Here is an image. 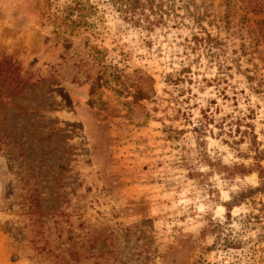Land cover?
<instances>
[{"label":"rangeland","instance_id":"rangeland-1","mask_svg":"<svg viewBox=\"0 0 264 264\" xmlns=\"http://www.w3.org/2000/svg\"><path fill=\"white\" fill-rule=\"evenodd\" d=\"M155 2L0 0V264H264V0Z\"/></svg>","mask_w":264,"mask_h":264},{"label":"trees","instance_id":"trees-1","mask_svg":"<svg viewBox=\"0 0 264 264\" xmlns=\"http://www.w3.org/2000/svg\"><path fill=\"white\" fill-rule=\"evenodd\" d=\"M126 3L129 4L130 9H132L133 11L135 9L137 10L138 19L136 20L135 23L136 26L143 27L144 29H152L153 26H155L158 23L157 21H155V23L154 21H151L150 17L146 14V11H148L150 15L155 16V12L157 11L156 8L157 6L156 7L154 6L156 4L155 0H126ZM191 42H192V44L190 45L191 51H200L201 54H204V56L214 61V63L218 67V71H220V74H222V77L218 78L216 82L222 81V78L224 77L225 74H227L226 72L229 69L223 67L222 61L219 60L217 61L221 53H225V50L223 49V47H221L222 43L219 41V39L212 37L209 33H207L204 30L201 32V34L194 35L192 37ZM3 64L4 66L8 65L7 62H3ZM1 71H3V68H0V72ZM178 80H180V78H178L177 81ZM257 86L260 88L259 84ZM257 86H256L257 88L256 90H258ZM211 121L212 120L210 119V122ZM243 123H244V119L242 118L236 119V121H231V124L233 126L234 125L236 126L234 131H232L231 129H229L228 131L221 129L220 132L221 134H226L231 139V142L237 145L243 142L247 138L250 139L251 133L248 131L249 125L244 126V130H242ZM236 134H238L237 140L235 139ZM251 150L254 151V158H258L259 156H261V152L258 149L257 141L254 136L251 145ZM227 211L229 212L230 210L227 209ZM230 244H232V246H240V244L237 241Z\"/></svg>","mask_w":264,"mask_h":264}]
</instances>
